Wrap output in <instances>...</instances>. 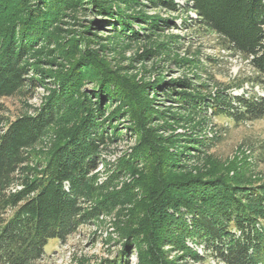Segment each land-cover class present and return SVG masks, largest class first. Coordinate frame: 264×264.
Here are the masks:
<instances>
[{
  "label": "rangeland",
  "instance_id": "1",
  "mask_svg": "<svg viewBox=\"0 0 264 264\" xmlns=\"http://www.w3.org/2000/svg\"><path fill=\"white\" fill-rule=\"evenodd\" d=\"M96 1L114 15L95 10ZM175 1L178 11L159 0L65 1L23 62L29 66L23 90L2 101L9 120L35 115L54 98L64 101L62 115L28 149L30 169H43L67 128L85 115L79 106L97 92V74L103 75L98 83L104 107L100 121L119 129L116 139L99 145L91 158L96 162L87 166L78 204L91 218L65 240L51 239L38 264H149L151 231L164 232L165 262L222 264L190 238L181 248L154 224L152 211L165 203L167 180L220 171L244 185H264V119L237 123L193 102L225 94L264 96V90L249 81L254 77L249 60L200 28L186 0ZM7 4L0 0V23L12 11ZM79 70L87 76L62 95L63 84ZM109 87L114 94L107 96ZM170 87L191 101L174 95ZM160 153L167 159L174 156L164 183L159 176L150 177L158 170ZM22 176L17 174L11 192L22 188ZM156 179L162 188L154 185ZM172 208L167 212H175Z\"/></svg>",
  "mask_w": 264,
  "mask_h": 264
},
{
  "label": "trees",
  "instance_id": "2",
  "mask_svg": "<svg viewBox=\"0 0 264 264\" xmlns=\"http://www.w3.org/2000/svg\"><path fill=\"white\" fill-rule=\"evenodd\" d=\"M65 1L8 0L6 6L12 11L0 23V264H38L51 239L65 240L91 218L78 204L84 194L87 166L90 160L96 162L91 158L99 145L116 139L119 131L116 124L100 121L104 112L98 93V83L103 77L100 74L94 80L97 92L79 106L85 115H78L67 128L43 169L29 168L28 149L62 115L64 101L54 98L43 104L37 114H23L14 120L4 114L2 101L26 85L29 66L23 64L24 60L38 46L41 29L60 14ZM159 1L170 10H179L175 0ZM186 3L196 13L194 21L200 28L215 34L224 47L249 60L254 73L249 81L264 90V0H186ZM102 5L103 2H94L95 10L106 17L114 15L105 13L107 8L102 9ZM85 75V70L73 75L71 82L63 84L61 94L69 93L71 86L79 85ZM170 88L174 95L191 101L188 94ZM109 89L107 96L114 94L113 88ZM193 102L197 107H211L216 115L225 114L237 123L264 119V96L255 92L249 96L225 94L211 101L200 98ZM93 104L97 108H92ZM167 157L166 153H160L158 170H152L150 175L159 176L163 183L165 174L170 172L167 164L174 159ZM217 173L167 180L162 192L165 203L157 205V208L161 205L158 210H151L155 213L154 224L181 248L187 247L188 238L202 245L206 254L218 263L264 264V185H244L235 177ZM17 174L24 175L22 188L11 192ZM158 182L156 179L154 185L162 188L164 184ZM169 207L175 212H167ZM149 233L147 236L152 240L148 245L149 264H170L165 262L161 250L164 232ZM196 257L205 260L207 256Z\"/></svg>",
  "mask_w": 264,
  "mask_h": 264
}]
</instances>
